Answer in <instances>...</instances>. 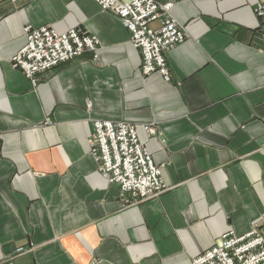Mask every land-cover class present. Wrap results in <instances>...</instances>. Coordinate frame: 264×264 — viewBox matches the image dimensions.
Segmentation results:
<instances>
[{"label":"crops","instance_id":"0c3cea01","mask_svg":"<svg viewBox=\"0 0 264 264\" xmlns=\"http://www.w3.org/2000/svg\"><path fill=\"white\" fill-rule=\"evenodd\" d=\"M158 1L187 34L169 81L95 0H0V264H193L228 231L264 234L260 0ZM28 24L81 29L98 55L33 85L12 60ZM96 119L134 124L170 189L137 202L105 178Z\"/></svg>","mask_w":264,"mask_h":264},{"label":"built area","instance_id":"2783aa9c","mask_svg":"<svg viewBox=\"0 0 264 264\" xmlns=\"http://www.w3.org/2000/svg\"><path fill=\"white\" fill-rule=\"evenodd\" d=\"M103 11L118 15L130 32L131 43L142 55L141 71L149 75L161 73L170 80L166 51L185 41L187 34L172 15V2L158 0H95ZM264 32V0L255 7ZM153 22L159 25L154 27ZM25 45L14 55L13 62L21 68L33 85L38 76L60 63L80 57L87 51L98 55L99 39L81 29L57 31L52 25H25ZM145 129L153 131L151 125ZM91 154L100 173L119 185L134 201L156 197L170 187L162 177V166L138 137L136 126L125 120L96 119L90 137ZM74 264V263H72ZM193 264H264V234L256 224L238 235L223 234L206 251L194 258Z\"/></svg>","mask_w":264,"mask_h":264},{"label":"rangeland","instance_id":"374dc122","mask_svg":"<svg viewBox=\"0 0 264 264\" xmlns=\"http://www.w3.org/2000/svg\"><path fill=\"white\" fill-rule=\"evenodd\" d=\"M95 56V55H94Z\"/></svg>","mask_w":264,"mask_h":264}]
</instances>
